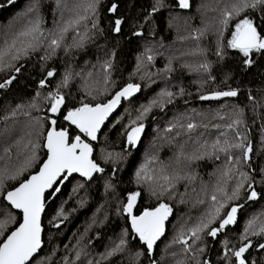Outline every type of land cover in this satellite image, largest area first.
I'll use <instances>...</instances> for the list:
<instances>
[{
  "label": "trees",
  "instance_id": "trees-1",
  "mask_svg": "<svg viewBox=\"0 0 264 264\" xmlns=\"http://www.w3.org/2000/svg\"><path fill=\"white\" fill-rule=\"evenodd\" d=\"M207 1L190 0V9L181 10L176 7V0H165L166 7L159 9L158 12L146 20L155 0H100L98 26L102 31L95 34L85 48L70 49L67 53L64 51V44H71L72 42L73 33L70 31L71 34H67L61 48L50 59L46 61L40 59L45 54L47 45V42H45V45L37 52L32 53L27 59L17 62V66L20 67L19 73H14L11 70L0 71V82H3L8 76H16V80L13 81L11 86L0 89V173H3L6 168L11 172L23 165L28 155V149L25 145L29 140L41 145L43 143V137L37 135L40 130L35 125V118L45 116L53 118V114L47 112L43 107L40 111L29 110L25 107L18 111L15 117H11L10 114L17 105L26 106L32 100L38 87V81L45 76L47 70H54L55 76L48 78L50 80L49 87L42 90V92L55 90V84L60 81L65 72L71 73L68 86L61 89L66 98L62 111L69 106H79L82 100L83 102L93 103L106 101L115 91L128 82L141 85L140 94L129 101H123L121 109L106 125L97 144L94 145V159L105 171L97 173L91 180L74 177L63 187L56 198L49 194L46 196L47 210L43 219V227L45 228L44 247L39 254L40 257L49 256L54 247L70 251V248H68L72 245L70 240L77 232L73 241L75 239L85 241L84 245L87 246V250L96 258V261H99V264H132V262L128 263L125 260L119 261L117 258L103 257L111 240L119 237L122 229L128 228L130 232V224L127 222L125 214L120 211L122 204L126 203L127 194L131 191L141 192L138 209L157 202L155 198L150 197L146 185L140 184L141 186H137L135 184V173L140 165L145 162L147 157H154L153 164L157 168L161 166L162 162L164 166L169 168V171L181 170L182 173L193 172L196 174L194 182L180 181L176 185L173 197L165 195L163 198L164 202L172 207V218L167 225V234L157 246L154 254L158 264L163 263L165 245L170 243L175 222L180 219L178 226L175 228L176 231L182 223H185L183 217L188 218L186 222L189 220L194 221L204 209L203 207L199 209L198 205L195 204L198 198H202L201 189L197 190L196 184L204 182L211 185L215 177L209 174L215 172L221 161L205 159L192 164L178 165L176 153L180 144H184L185 151L190 152L195 148L194 141L197 137L213 139L218 132L213 129L214 127H208V130L205 129L207 131L202 127H198L191 133L192 139L189 140V134L183 129H176L181 134L176 136L175 132V135H165L169 139L164 141L157 132L159 126H155L160 122L161 124L165 122L168 125L170 122L186 124L188 118H191L198 125H203L202 122L205 119L203 112L208 109L213 111L222 109L225 112H232L234 106L242 109L247 126V135L253 146L251 164L256 167L257 172L259 168L264 167V149H261L260 146L261 138L264 136V128H262L264 126V59L256 58L255 65L246 67L242 64L241 57L232 49H225L223 58H218L215 54L216 40L213 39L210 31L206 35V39L204 37L200 39L202 45L200 48L205 46L207 62L210 64V69L206 72L210 88L203 90L202 85L198 84L193 70L183 67L184 64H190V60L195 57L194 55L191 56V49L195 43L189 41L188 38H192L194 30L204 24H207L211 30L216 28V23L212 26L211 24L223 9L219 10L218 0H211V4H208ZM63 2L61 0H15L12 5H8L6 0H0V5H3L0 7V29L3 25L9 23L14 16L22 13L26 7L36 3L39 5L40 15L45 20V29H52L53 25L61 19L60 12L63 6L58 8L57 4L62 5ZM113 3L118 6L116 13L108 10ZM63 13L64 18L71 15L66 12ZM255 15L258 16L259 13ZM116 18L124 20L120 34L112 31ZM175 19H177L176 22L179 21L181 24L180 30H176L174 27L176 22L173 24V21ZM169 21H171V27H169ZM141 24L143 25L142 28H140ZM134 30L142 31L143 36H133L132 32ZM227 35L226 32L225 36L227 37ZM195 41L198 44V41ZM146 47L153 48L155 54L153 65L148 69L152 73L150 80L147 77L141 79L143 69L139 72L136 70V58L143 53ZM185 52L187 58L181 60ZM113 53H115L114 56ZM109 58L113 60L110 80L114 81V85L110 84L107 92H104L102 65ZM169 58H172L173 71L166 73L162 70L168 63ZM41 65H43V70ZM165 87L172 91H177L180 87H183L185 95L177 97L172 104L166 105L162 111L154 108L143 121L145 131L139 144L136 148H129L125 143L123 125H126L130 118L134 119L138 114L137 109L147 104ZM229 88L238 90V96L208 101L199 99L201 94H209L218 90L226 91ZM88 92L95 95L96 101H92V96L88 95ZM250 95L253 97L251 100L249 99ZM129 109H131L130 112H128ZM24 111H30V115L25 116ZM223 115L226 116V113H223ZM6 116L10 117L7 121L5 120ZM227 122L226 118L225 120H219L218 123L214 122V124L223 125ZM62 123L66 124L59 118L57 126L59 127ZM44 127L47 128V122H45ZM241 131H244L243 127ZM29 133H31L30 136ZM6 147L10 148V152L5 153L4 149ZM45 153L43 147L38 149L40 160L46 158ZM108 153H121L124 156V164H117L115 173H113L111 162H105ZM38 164L39 161L37 166ZM35 170L36 167L29 169L20 178H26L29 172ZM255 179L257 181L255 186L259 191L262 187L259 183L261 180L260 175H255ZM16 183L17 181L9 180L7 186L11 187ZM106 183L112 185L107 191L105 190ZM193 188L195 191H193ZM181 198L185 201L184 203H180ZM240 202L244 204V207L238 213L237 223L229 226L230 231L225 230L227 239L233 243L238 242V237L245 227L250 210H264V201ZM85 204H87L86 208H84ZM61 209L66 211L64 212L65 215L68 213L67 211H71L69 217L61 218L62 223L53 219ZM100 211H103L105 215L103 225L99 224L98 221L93 222L91 220V217ZM8 213L17 214L0 196V222L5 221ZM17 219H19V216H17ZM57 223L59 228L53 226ZM89 225H95V228L98 229L85 235L86 227H89ZM14 227L15 224H9L7 231ZM223 238L224 233L218 234L216 240L207 238L209 242L205 254L200 259H209L212 264H221L223 249L221 241ZM127 239L130 251L142 250L143 245L138 241V238H133L130 233ZM253 240L256 241L255 238ZM255 241L253 242L255 243ZM251 252L252 256L259 261L260 250L252 249ZM64 256H67L66 253L61 256L58 262L53 264H63L62 257ZM73 260L74 258L69 259V264H72ZM141 261H143V264H147L143 257Z\"/></svg>",
  "mask_w": 264,
  "mask_h": 264
},
{
  "label": "snow or ice",
  "instance_id": "snow-or-ice-1",
  "mask_svg": "<svg viewBox=\"0 0 264 264\" xmlns=\"http://www.w3.org/2000/svg\"><path fill=\"white\" fill-rule=\"evenodd\" d=\"M15 0H6L8 5H12ZM3 5H0L2 7ZM98 6L99 0H89L83 5H64V9L71 15L67 19L61 12V22L56 23L53 29L46 30L44 27L45 20L40 15L38 3L31 5L23 13L24 22L18 29L11 33L5 32L2 45H0V71L11 70L14 73L20 72L17 62L27 59L32 53L37 52L47 42L45 54L40 57L46 61L54 56L67 34L73 33L71 44H64V51L67 53L70 49H83L90 42L94 35L102 31L98 26ZM57 7L61 5L58 3ZM166 7L165 0H155L151 7V12L147 14L151 17L159 9ZM176 7L181 10L190 9V0H176ZM117 4L113 3L108 9L112 13L117 12ZM259 13L258 16L255 14ZM124 20L116 18L114 20L112 31L117 34L122 32ZM143 25H140L142 28ZM171 27V21H169ZM207 25L194 30L192 38L199 41L208 32ZM228 33L227 37L225 33ZM133 36L141 37L143 32L134 30ZM216 38L215 54L218 58H223L225 49L234 50L246 67H252L256 63V58L264 59V0H232L230 5H226L219 15L217 26L214 31ZM205 49L197 46L193 54L205 53ZM113 56L115 53L112 54ZM136 70L139 72L143 69L141 79L147 77L151 79L152 73L148 69L153 65L155 54L153 48L146 47L140 55L137 56ZM183 67L197 71L208 72L210 64L205 60L195 66L184 64ZM104 76V92H107L110 84L111 70L113 60L111 58L104 61L102 65ZM43 70V65H41ZM163 72L170 73L173 71L172 58ZM159 74V73H157ZM91 75V73H89ZM55 76L54 70H47L43 78L38 81V87L32 100L25 105H17L12 110L10 116L15 117L23 108L40 111L45 108L47 112L54 117L62 119L66 124L59 127L57 118L36 117L35 125L39 128L38 136L43 137L42 145L34 143L31 140L25 147L28 149L24 163L21 167L9 172L6 168L0 173V196L7 201L13 209L19 210L16 215L7 214L5 221L0 222V264H52L50 257L45 255L39 256L44 246L42 239V213L45 210L46 196L60 192V184L67 181L72 174L77 173L85 180H91L94 173H103L105 169L100 166L93 158V147L91 141L97 140V135L101 126L120 105L122 100H129L136 93L141 91L139 83L128 82L119 90L115 91L106 101L83 102L79 106H69L62 111L65 105V95L61 89L68 86L71 79V73L65 72L58 83L55 84V90L47 89L50 84L48 78ZM16 76H8L3 82H0V89H6L13 84ZM99 91V90H97ZM238 90L231 89L223 91H213L209 94H201L200 100H219L221 98L237 97ZM92 101H96L95 95ZM185 89L180 87L177 91L169 90L165 87L152 98L147 104L137 109L138 114L134 119H129L126 125H123L125 143L129 148H136L145 131L144 120L149 116L154 108L161 111L166 105L172 104L177 97L184 96ZM249 99H253L250 95ZM255 107V105H254ZM25 116L30 115V111H24ZM10 117L6 116L7 121ZM217 118L228 122L221 125H212L217 129L218 134L213 139H201L197 137L194 141L195 148L186 152L184 144L179 145L176 153L177 164H192L201 160L221 161L217 165L214 173L215 179L211 185L201 184V193L203 198L196 200L197 204L205 205L201 214L190 224L180 227L176 235L173 236L169 245H180L181 252L185 260L190 264H212L209 259H200L205 254L208 245V239L216 240L218 234L224 233L221 241L223 244L221 264H264V210L251 216L245 224L243 231L238 237V242L233 243L227 239L226 229L237 223L238 213L244 207V202L264 201V167L259 168L251 164L253 146L247 135V126L244 120L242 109L233 107L231 115L225 117L217 113ZM47 122V128L44 125ZM198 127L208 128L207 124L198 125L188 118L186 124L169 123L165 129L167 133H172L174 129H183L191 140V133ZM244 131H241V128ZM264 128V126H262ZM180 131H176L179 136ZM31 133H29V136ZM187 143V141H185ZM261 149H264V136L261 138ZM46 149L45 157L40 160L38 149ZM5 153L10 152V148L4 149ZM223 158V159H222ZM123 159L121 153H108L105 162H111L113 173L116 171V165ZM154 157H147L145 162L140 165L136 171L137 184L147 186L150 197L156 199L155 204H149L137 208L138 198L141 196L140 191H131L127 194L126 203L122 204V211L125 214L128 228L122 229L119 241L114 244L110 250H106L103 258L121 252L128 244V237L131 233L133 238L143 245L142 250L135 253L137 264H143L141 257L147 261V264H158L154 258V250L157 241L165 233V222L172 213V207L164 202L165 195L173 197L176 185L180 181L194 182L196 174L193 172H183L181 170L169 171L167 166L161 162L158 169L150 168ZM39 164L37 166V162ZM36 167L35 171L29 172L26 178L20 177L29 169ZM255 175H260L259 183L262 185L258 191L256 188ZM17 181L11 187L7 186V181ZM83 186L82 184L80 185ZM112 185L105 184L107 191ZM49 190H51L49 192ZM193 191L195 189L193 188ZM185 201L181 198L180 203ZM19 216V219H17ZM66 218L63 209L56 213L54 220L61 223ZM52 223V221H50ZM9 224H15V227L7 231ZM59 227V224H54ZM253 238H257L255 244ZM79 243V241L77 242ZM231 245V246H230ZM67 248V246H65ZM250 249H259V261L252 256ZM53 249V253H54ZM176 255L175 252L172 253ZM87 257L88 253L84 248L74 249V260L72 264L81 261V257ZM63 264H69V257H62ZM185 260L177 261V264H185ZM86 264H94L92 259H86ZM95 264H99L96 261Z\"/></svg>",
  "mask_w": 264,
  "mask_h": 264
},
{
  "label": "rangeland",
  "instance_id": "rangeland-1",
  "mask_svg": "<svg viewBox=\"0 0 264 264\" xmlns=\"http://www.w3.org/2000/svg\"><path fill=\"white\" fill-rule=\"evenodd\" d=\"M56 1V0H55ZM62 2H63V4L61 5V6H64V5H68V6H71V5H83V4H86V3H88L89 2V0H61ZM100 1V0H99ZM232 0H218V4H217V6L218 7H220L219 8V10L221 9V8H224L226 5H228L230 2H231ZM208 2V4H211L212 3V1L211 0H208L207 1ZM206 5H207V3H206ZM31 6V5H30ZM30 6H28V7H26L24 10H23V12L22 13H19V14H17L16 16H14L13 17V19L9 22V23H7L6 25H3V27L0 29V44L2 45V42H3V39H4V33L7 31V32H9V33H11L12 31H14V30H16V29H18L19 27H21V25L23 24V22H24V18H23V13L24 12H26L27 11V9L30 7ZM219 10L217 11V13L219 12ZM62 11L63 12H66V13H68V14H71L69 11H67V10H65L64 9V7H62ZM61 11V12H62ZM60 12V13H61ZM67 18H68V16H67ZM67 18H65V19H67ZM218 19H219V16H216L213 20V22H212V24H211V26L212 25H214L215 23H216V26H217V22H218ZM176 20L177 19H175L174 21H173V24H174V22H176ZM59 22H61V19L58 21V23ZM181 24L179 23V21H177L175 24H174V27H175V29L176 30H178L179 29V27H181L180 26ZM205 25H207V24H204L203 26H205ZM202 26V27H203ZM55 27V24L53 25V28ZM207 27H208V32H207V34L206 35H208L209 33H210V31H211V35H213V39H215L216 40V38H215V35H214V31H215V28L214 29H210L209 28V26L207 25ZM52 28V29H53ZM180 30V29H179ZM71 33L69 32L68 33V35H70ZM206 35L204 36V38L206 39ZM225 35H226V33H225ZM188 40L189 41H191V42H193V43H195V45H193L192 46V49H191V56L193 57V55L195 56V57H193V60L191 59L190 60V64L191 65H193V66H195V65H197V64H199V63H201V62H203V61H207V57H206V51H205V53L203 54V55H201V54H193L194 52H195V50L197 49V46H199V47H201L202 45L200 44V41L201 40H199L198 41V44L196 43V41H195V39H192V38H188ZM202 49H205L206 50V48H205V46H203V48ZM171 52H173V51H171ZM185 58H187L186 57V52H185V54L183 55V58L181 59V60H184ZM180 60V59H179ZM192 70H193V73L195 74V76H196V78H197V81H198V84L199 85H202V89L203 90H207V89H209L210 88V83H209V81H208V77L206 76V72H203V71H197V70H195V67H193L192 68ZM201 76H203V77H201ZM147 103V102H146ZM131 111V109H129L128 110V112H130ZM226 111H227V109H226ZM126 113V112H125ZM217 113H219L220 115H223V113H226V116L225 117H227V116H229V115H231V113L232 112H225L224 110H222V109H220V111L218 110V111H213V110H206L205 112H203V116H204V121L202 122L203 124H207L208 125V127H210V128H212V125H215L214 124V122H219V120L220 119H218L217 118ZM126 115H128L127 113H126ZM224 116V115H223ZM212 120V121H211ZM214 121V122H213ZM156 127L157 126H159V128H157V132H158V134L162 137V139H164V141H165V139H169V137L168 136H166L165 137V135H169V134H174L175 135V132H176V129H174L173 130V132L172 133H167L166 131H165V129L168 127V124H165V122H163L162 124H161V122L159 123V124H156L155 125ZM161 126V127H160ZM155 127V128H156ZM204 130H205V128L204 127H202ZM213 129H215V128H213ZM208 130V129H207ZM207 130H205V131H207ZM217 130V129H216ZM204 131V132H205ZM203 138V137H202ZM207 139H209V138H207ZM123 161H124V156H123V159L121 160V161H119L118 162V164L119 163H123ZM124 164V163H123ZM149 167L150 168H153V169H158L157 167H155L154 166V164L152 163L151 165H149ZM204 183V182H203ZM135 184L137 185V186H141L140 184L138 185L137 184V181H135ZM201 184H202V182L201 183H198V184H196V187H197V190H200L201 189ZM193 196H194V198H195V195L193 194ZM202 198H203V194H202ZM186 199H188V198H186ZM185 199V200H186ZM194 203V202H193ZM195 204H197V203H195ZM198 205V207H199V209H200V207H205V205H200V204H197ZM86 206H87V204H85V206H84V208H86ZM71 210V209H70ZM64 212H66V211H64ZM68 213L65 215L66 217H69V215H71L70 214V212L71 211H67ZM259 212H261V210H250V215L248 216V219L251 217V216H253L254 214H256V213H259ZM122 213V212H121ZM123 214V213H122ZM101 216H102V218H101ZM109 216V215H108ZM108 216L106 217V219L108 218ZM91 220L93 221V222H96V221H98V223L99 224H101V225H103L104 224V221H105V215H104V212L103 211H100L98 214L96 213V214H94L92 217H91ZM95 220V221H94ZM183 220H185V223H182L181 224V226H183V225H186V224H190V223H192L193 222V220H189V221H187L186 222V220H188V218L187 217H183ZM89 221V220H88ZM179 221H180V219L177 221V222H175V226H174V229H173V231H172V234H171V236H172V238H173V236L174 235H176V233L178 232V230L180 229V227L175 231V228L178 226V224H179ZM56 228H59V227H56ZM84 229H85V227H84ZM86 229H87V231H86V233H85V235H87L90 231H95V230H97L98 228H95V225H89V227L87 226L86 227ZM77 235V232L73 235V237H72V239L70 240V242H71V244L72 245H70V246H68V248H70V251H68L67 249H66V251L65 250H61L59 247H54V253L52 252L49 256H50V260H51V262H52V264L53 263H55V262H58L60 259H61V256L64 254V253H66V255L69 257H72V258H70L69 257V259H73L74 258V249H78V248H84V250L88 253V256L87 257H84V256H82L81 257V261H79V262H76V264H86V259H92L93 261H94V264H95V261H96V258L95 257H93V255H91L90 254V252L87 250V246H85L84 245V242L85 241H81V240H77V239H75L74 241H73V239L75 238V236ZM119 238H120V236L119 237H115V238H113L112 240H111V242H110V244H109V246H108V249L107 250H110L113 246H114V244L115 243H117L118 241H119ZM172 238H171V240H172ZM255 239H257V238H255ZM170 240V241H171ZM79 241V243H77ZM253 241H255V240H253ZM255 244V243H254ZM167 245H169V243L167 244ZM165 248H166V245H165ZM173 252H175L176 253V255L175 256H173L172 255V253ZM61 253H63V254H61ZM135 253H136V251H130V248H129V245L127 244V246L124 248V250H122L121 252H118V253H116V254H114V255H112L110 258H117L119 261H122V260H125V261H127L128 263H131L132 262V264H136L137 262H136V259H135ZM142 258V257H141ZM180 260H185V257L183 256V254H182V252H181V248H180V245H178V244H175V245H171L170 247H167V251L165 252V259H164V261H163V263L162 264H165V263H167V264H170V263H173V264H177V261H180ZM73 262V261H72ZM185 264H190V261L189 260H185Z\"/></svg>",
  "mask_w": 264,
  "mask_h": 264
},
{
  "label": "water",
  "instance_id": "water-1",
  "mask_svg": "<svg viewBox=\"0 0 264 264\" xmlns=\"http://www.w3.org/2000/svg\"><path fill=\"white\" fill-rule=\"evenodd\" d=\"M139 94H140V92H139V93H136L133 97L129 98V100H131V99L134 98V97H137ZM221 99H225V98H221ZM129 100H122V101H121L120 105H119V106L113 111V113H112V114L109 116V118L105 121V124L101 126V130H100V132H99L98 135H97V140H95V141H91V144H92V147H93V158L95 157V149H94V145L97 144L101 132H102L103 129L106 127V125H108V123L113 119V117L119 112V110L121 109V107H122V105H123V101H129ZM52 116H53V115H52ZM53 118H57V117H54V116H53ZM57 119H59V118H57ZM65 123H66V122H65ZM45 151H46V149H45ZM96 175H97V173H94V174H93V178H94ZM74 177H79V178H81V179H84V178L80 177L79 174H77V173L72 174V176H70V177L68 178L67 181H64L63 184H60V185H59V187H60V192H59V193H53V194H52V197H53V198H56V197L61 193L63 187H64V186H65V185H66V184H67L72 178H74ZM93 178H92V179H93ZM84 180H85V179H84ZM50 191H51V190H49V192H50ZM47 195H48V192L45 193V196H47ZM6 203H7V201H6ZM139 203H140V198H138L137 208L134 209V213L137 211V209H138V207H139ZM7 204H8V203H7ZM12 209H13V208H12ZM13 210H14L15 212H17V213L19 212V210H17V209H13ZM46 210H47V205L45 204V210H44V212L42 213V227H43V219H44V215H45V213H46ZM171 218H172V213H171V215L169 216L168 220L165 222V233H164V235L160 238V240L157 241V245H156V247H155V250H156L157 246H158V245L164 240V238H165V236H166V234H167V225H168V223L170 222ZM44 233H45V228L43 227L42 239H44ZM43 241H44V240H43ZM43 247H44V246H43ZM155 250H154V254H155ZM249 251L251 252L252 249H250ZM39 254H40V253H39Z\"/></svg>",
  "mask_w": 264,
  "mask_h": 264
}]
</instances>
